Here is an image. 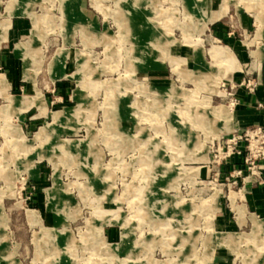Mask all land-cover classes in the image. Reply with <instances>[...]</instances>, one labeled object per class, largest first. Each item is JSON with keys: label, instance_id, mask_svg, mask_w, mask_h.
<instances>
[{"label": "rangeland", "instance_id": "obj_1", "mask_svg": "<svg viewBox=\"0 0 264 264\" xmlns=\"http://www.w3.org/2000/svg\"><path fill=\"white\" fill-rule=\"evenodd\" d=\"M82 2L0 0V264H264V0Z\"/></svg>", "mask_w": 264, "mask_h": 264}, {"label": "crops", "instance_id": "obj_2", "mask_svg": "<svg viewBox=\"0 0 264 264\" xmlns=\"http://www.w3.org/2000/svg\"><path fill=\"white\" fill-rule=\"evenodd\" d=\"M83 6L85 5L83 4L82 0H79V7L82 13L84 12ZM25 23L26 22L22 19H16L13 21V27L11 31L12 37L16 38L17 36L23 34V29H25ZM223 27L224 26H219L216 28L220 30L221 35H225V33L223 32L225 31V29ZM236 50L239 58L237 56L236 57L241 64V68L237 69L244 70V67L246 66L248 67L246 69L247 73H255L257 75L263 76L264 78V67L261 66L260 60H258L255 56V58H253V53H251V51H247L240 43L236 44ZM255 60H257V62ZM238 94L239 100L235 104L233 125H238L239 127H246L255 123L264 124V108L261 107L262 101H264V84L260 85L254 91L246 89L244 87H240L238 89ZM234 120H236L237 122H235ZM250 199H253V201L255 202L254 195L251 196Z\"/></svg>", "mask_w": 264, "mask_h": 264}, {"label": "bare ground", "instance_id": "obj_3", "mask_svg": "<svg viewBox=\"0 0 264 264\" xmlns=\"http://www.w3.org/2000/svg\"><path fill=\"white\" fill-rule=\"evenodd\" d=\"M216 52L217 53H222L223 54V56H224V59L225 60H228V59H230L231 58V55H230V53L228 52V50L227 49H222V48H220V47H218V49L216 50ZM216 53V54H217ZM222 56V57H223ZM26 71V70H25ZM160 90V89H159ZM232 106H233V104H232Z\"/></svg>", "mask_w": 264, "mask_h": 264}, {"label": "built area", "instance_id": "obj_4", "mask_svg": "<svg viewBox=\"0 0 264 264\" xmlns=\"http://www.w3.org/2000/svg\"><path fill=\"white\" fill-rule=\"evenodd\" d=\"M257 84H258V81H256V80H254V81H252V80H248V86H249V88H250V90H254L255 89V87L257 86ZM238 102V100H234V101H232V104H236Z\"/></svg>", "mask_w": 264, "mask_h": 264}]
</instances>
